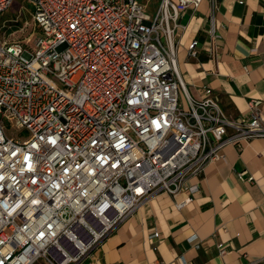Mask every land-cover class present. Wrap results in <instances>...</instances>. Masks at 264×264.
<instances>
[{"label":"built area","instance_id":"2783aa9c","mask_svg":"<svg viewBox=\"0 0 264 264\" xmlns=\"http://www.w3.org/2000/svg\"><path fill=\"white\" fill-rule=\"evenodd\" d=\"M22 1L0 24V264H85L145 198L185 192L182 208L225 145L264 137L259 100L232 118L186 89L179 18L203 0Z\"/></svg>","mask_w":264,"mask_h":264},{"label":"crops","instance_id":"0c3cea01","mask_svg":"<svg viewBox=\"0 0 264 264\" xmlns=\"http://www.w3.org/2000/svg\"><path fill=\"white\" fill-rule=\"evenodd\" d=\"M217 2L212 10L203 0L179 18L185 29L177 63L186 89L201 98L210 87L232 118H245L251 99L264 112V0ZM192 40L199 42L194 56L187 52ZM191 181L199 182V192L182 208L175 202L185 192L145 198L85 264H264V137L225 145ZM153 230L160 235L150 239Z\"/></svg>","mask_w":264,"mask_h":264},{"label":"rangeland","instance_id":"374dc122","mask_svg":"<svg viewBox=\"0 0 264 264\" xmlns=\"http://www.w3.org/2000/svg\"><path fill=\"white\" fill-rule=\"evenodd\" d=\"M20 4H23L27 7V3L23 2L22 0H15L13 2V4L7 8L5 11H3L0 15V24L3 23L4 20H12L14 18H19V13H21L19 10H18V7ZM151 8V6H150ZM150 14H153L152 11L153 9H149L148 10ZM27 12V11H26ZM23 19H28L30 20V15L28 13H23L22 16L20 17V20H23ZM4 33L3 31V28L1 29L0 31V35L2 36ZM18 33H14V36H17ZM13 37V35H10V37ZM3 123L5 124V128H6V131L9 135H14V136H17V137H20L22 139H27L29 137V131L25 128V127H18V126H15V125H11L9 126V122H7V120L3 119ZM41 262V261H40Z\"/></svg>","mask_w":264,"mask_h":264}]
</instances>
